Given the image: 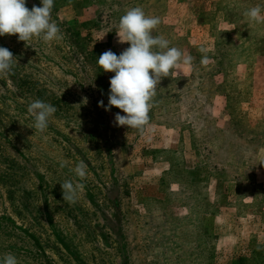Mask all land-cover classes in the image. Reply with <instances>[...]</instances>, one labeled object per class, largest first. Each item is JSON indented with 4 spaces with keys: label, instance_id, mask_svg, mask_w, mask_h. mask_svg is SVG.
<instances>
[{
    "label": "rangeland",
    "instance_id": "rangeland-1",
    "mask_svg": "<svg viewBox=\"0 0 264 264\" xmlns=\"http://www.w3.org/2000/svg\"><path fill=\"white\" fill-rule=\"evenodd\" d=\"M256 5L54 0L61 39L0 36L15 58L0 74V258L264 264V22L243 15ZM133 7L159 17L153 36L194 57L161 79L142 129L116 126L124 113L105 110L114 73L97 64L130 46L116 31ZM36 99L56 108L43 133L27 111ZM65 180L85 185L75 203L63 200Z\"/></svg>",
    "mask_w": 264,
    "mask_h": 264
},
{
    "label": "clouds",
    "instance_id": "clouds-1",
    "mask_svg": "<svg viewBox=\"0 0 264 264\" xmlns=\"http://www.w3.org/2000/svg\"><path fill=\"white\" fill-rule=\"evenodd\" d=\"M27 0H0V36L17 35L19 41L27 42L33 37L51 42L62 38L59 26L52 21L51 11L54 0H40L41 6H26ZM243 15L251 22H264V7L252 6ZM160 24L159 17L148 16L141 7L126 10L118 22L116 31L121 43L130 46L119 55L111 50L105 51L97 59V64L106 73H114L110 78L108 106L120 109L124 115H115L116 126L142 129L149 122V112L152 98L161 79L168 77L173 69L191 67L194 57L185 55L180 49L170 47L169 40L162 35L153 36L152 31ZM203 53L205 49L201 48ZM207 56L201 59L207 63ZM13 53L0 47V74H7L14 63ZM99 106L104 107L100 101ZM27 111L34 119L32 129L43 133L49 118L56 108L39 99L32 101ZM264 165V162H262ZM61 167L64 164L61 163ZM79 181L87 176V165L79 161L72 169ZM63 200L75 203L85 185L81 182L65 180L60 184ZM0 264H18L17 258L8 253L0 258Z\"/></svg>",
    "mask_w": 264,
    "mask_h": 264
}]
</instances>
